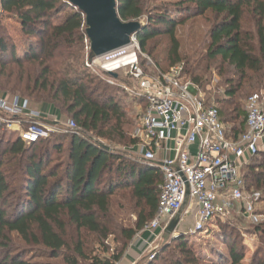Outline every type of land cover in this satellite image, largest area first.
Listing matches in <instances>:
<instances>
[{
  "label": "trees",
  "instance_id": "obj_1",
  "mask_svg": "<svg viewBox=\"0 0 264 264\" xmlns=\"http://www.w3.org/2000/svg\"><path fill=\"white\" fill-rule=\"evenodd\" d=\"M0 1L6 15L42 12L35 29L40 53L25 63L16 58L13 39L0 25V91L22 92V98L67 116L83 132L135 146L138 141L124 129L129 121L124 94L85 67L84 14L67 0ZM117 12L123 22L141 24L137 37L155 68L167 72L181 66L200 90L210 87L212 78L193 77L197 60L181 56L178 30L198 19L211 23L206 57L220 62L219 83L206 104L218 109L228 137L237 140L246 129L242 101L254 90L264 92V0H117ZM225 66L232 76L224 75ZM242 178L247 194L261 195L255 213H264V151L243 168ZM162 182L158 168L116 156L84 138L57 135L26 144L0 132V264L120 263L155 218ZM115 201L136 213L133 227L118 222ZM256 228L264 236V224ZM177 242L146 264H204L185 237ZM243 251L234 242L227 256L209 264H242Z\"/></svg>",
  "mask_w": 264,
  "mask_h": 264
},
{
  "label": "built area",
  "instance_id": "obj_2",
  "mask_svg": "<svg viewBox=\"0 0 264 264\" xmlns=\"http://www.w3.org/2000/svg\"><path fill=\"white\" fill-rule=\"evenodd\" d=\"M86 51V69L118 88L125 100L140 105V124L133 134L138 142L132 147V157L162 174L156 216L141 234L169 225L183 210L194 212L187 234L234 217L264 223V213H255L261 195L247 194L242 178V169L264 151V92L246 101V129L236 140L228 137L218 109L206 104L205 95L183 76L182 67L167 72L155 68L137 35L125 47L91 60L89 42ZM142 63L148 70L153 67L152 71ZM0 132L18 134L26 144L57 135L86 139L75 121L62 124L55 116L46 118L29 100L1 91ZM109 153L113 154L111 149Z\"/></svg>",
  "mask_w": 264,
  "mask_h": 264
},
{
  "label": "rangeland",
  "instance_id": "obj_3",
  "mask_svg": "<svg viewBox=\"0 0 264 264\" xmlns=\"http://www.w3.org/2000/svg\"><path fill=\"white\" fill-rule=\"evenodd\" d=\"M41 14L42 12L25 10L20 13L17 12L12 15H6L2 13V9L0 7V25L4 26L7 29L8 34H10L12 37L13 44L16 47L15 56L23 63L28 62L30 58L37 56L40 53V38L35 33V29L37 28V21ZM140 22L145 24L146 17L141 18ZM210 27L211 23L206 22L204 19H198L193 22H188L186 25L181 26L178 30L181 56L183 58L186 56L193 57L192 62L194 63L196 62L195 60H197V63H195L192 71L193 77L200 82H207L212 78L210 87L205 90H200V88L195 85L197 91L205 95L206 99L208 92H211L214 96L217 95L214 93V90L216 85L219 83V78L217 76L218 71L216 70L220 62H212L206 57V46L209 43ZM163 42L164 45L168 44L167 39H164ZM167 58L168 57H166V55L162 57V60H164L163 65L165 67L169 66V63L166 60ZM152 68L153 67H150L151 71ZM150 70L148 71L150 72ZM224 70V75L227 72H231L229 76L234 74L232 68L225 66ZM4 78L7 79L6 74ZM256 91L259 90H254L252 93H257ZM10 95L21 97L22 92H18L15 95L11 92ZM247 100L248 99L246 98L244 101H242L244 109ZM122 102V107L125 108L129 116V121L124 125V129L127 137L131 138L133 137L134 131L139 128L140 107L138 106L140 105H136L133 102L125 100L124 97L122 98ZM32 104L35 108L40 110V112H42L46 118L52 119L54 116L58 117L57 121L61 122L62 124L68 123L70 121L68 120L69 118L67 116L59 117L54 115L49 107L44 108L41 103L35 104L32 102ZM131 122H133L132 125ZM14 130L16 129L14 128ZM84 134L87 141L109 147L111 152H113L116 156H122L127 160L139 162L132 157V146L128 143L117 144V142H110L106 139L97 137L93 133L84 132ZM8 135L12 136L13 138H19L18 134L8 133ZM112 212L117 216L118 222L120 224L126 225L127 227H133L137 220L136 213H132L129 206H127L124 202L119 203V201H115ZM178 215L180 216L181 223L178 229L176 228L172 234L166 233V229L169 226L166 224H162L160 229L154 233H146L147 235L151 236V239L149 243L145 245L146 250L142 256L144 258L140 260L139 264H146L147 262L153 260L151 258L154 255L156 256L159 250L165 246H171V248H175L178 243L177 241L183 237L187 239L188 244L193 247L198 256L203 257L202 259L204 264H209L212 262V260L217 261L218 257L227 256L229 244L234 242L238 247L242 246L244 249V258L242 264H253L254 261H264V236H262V234L256 230V226H259L260 224L251 223L249 220L243 219L241 217H234L227 221H218L215 223L212 222L203 231L194 234H187L188 228H191L193 224L192 217L194 218V212L192 211L186 214L185 210H183ZM144 235L145 234L143 233H139L132 241L131 247L128 249V251H130L132 245L137 242L138 239L143 238ZM109 245L113 248L115 247L112 240L109 242ZM128 251L126 252L125 256L128 255ZM40 262H46V260H41ZM121 262L118 264H121Z\"/></svg>",
  "mask_w": 264,
  "mask_h": 264
},
{
  "label": "water",
  "instance_id": "obj_4",
  "mask_svg": "<svg viewBox=\"0 0 264 264\" xmlns=\"http://www.w3.org/2000/svg\"><path fill=\"white\" fill-rule=\"evenodd\" d=\"M85 16L86 34L90 43L89 60L100 57L129 44L133 35H138L142 26L138 22H123L117 12V0H67ZM116 78V74H111ZM110 152V148L100 146ZM180 216L173 218L166 229L172 234L178 224ZM157 250V249H156Z\"/></svg>",
  "mask_w": 264,
  "mask_h": 264
},
{
  "label": "crops",
  "instance_id": "obj_5",
  "mask_svg": "<svg viewBox=\"0 0 264 264\" xmlns=\"http://www.w3.org/2000/svg\"><path fill=\"white\" fill-rule=\"evenodd\" d=\"M0 7H1V1H0ZM52 113L56 116H59L55 112H52ZM56 118H58V117H56ZM192 219H193L192 222H194L193 217H192ZM192 222H191V224H192ZM150 239H151V236L147 235V234H145L143 236V238L138 239L137 242H135L132 245V248L130 249V251H128V255H126L123 258V261L121 262V264H139L140 260H142V258H144L142 256L144 255V252L146 250L145 245H147V243H149ZM130 247H131V245H130Z\"/></svg>",
  "mask_w": 264,
  "mask_h": 264
}]
</instances>
